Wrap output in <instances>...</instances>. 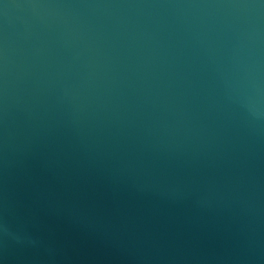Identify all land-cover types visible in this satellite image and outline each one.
<instances>
[{
	"label": "water",
	"instance_id": "95a60500",
	"mask_svg": "<svg viewBox=\"0 0 264 264\" xmlns=\"http://www.w3.org/2000/svg\"><path fill=\"white\" fill-rule=\"evenodd\" d=\"M0 264H264V0H0Z\"/></svg>",
	"mask_w": 264,
	"mask_h": 264
}]
</instances>
